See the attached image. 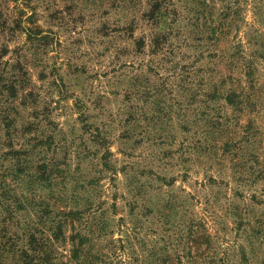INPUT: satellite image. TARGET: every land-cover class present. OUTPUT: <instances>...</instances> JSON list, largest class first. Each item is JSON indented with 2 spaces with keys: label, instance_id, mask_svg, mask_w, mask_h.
I'll return each instance as SVG.
<instances>
[{
  "label": "rangeland",
  "instance_id": "rangeland-1",
  "mask_svg": "<svg viewBox=\"0 0 264 264\" xmlns=\"http://www.w3.org/2000/svg\"><path fill=\"white\" fill-rule=\"evenodd\" d=\"M147 1L134 7L127 0H21L17 8L12 0H0V173L11 164L3 155L9 143L24 151L17 157L22 162L18 180L6 178L17 198L30 201L16 212L19 226L39 221L42 206L53 211L47 222L54 212L80 211L76 229L69 224L66 236L90 237L89 257L101 255L103 264H157L159 255L167 264H178V256L189 264V254L198 257V264H210V257L220 264L223 252L233 264H244L242 248L250 258L264 257V235L253 236L258 222L264 223V178L253 177L249 161L255 151L261 153L260 164L264 161V88L257 91V108L240 119L242 125L250 118L260 126L258 141L232 156L223 147L239 133L233 122L239 113L224 99H209L208 80L202 94L193 97V83L192 90H183L179 79L155 75L150 62L158 69V58L149 46L146 53L136 52L134 40L151 31L139 19ZM175 1L184 10L185 0ZM253 1L241 0L244 36L252 26L264 33ZM20 10L34 15L32 25L22 26L39 35L30 37L17 26ZM135 17L140 23L129 38L123 29ZM3 21L7 26L1 30ZM182 51L175 63L199 67L211 62L195 63L200 51L186 49L191 58ZM211 63L224 69L219 59ZM257 68L260 87L264 63ZM168 82L171 87L160 90ZM209 115L217 118L213 131ZM220 117L228 124L216 128ZM227 126L231 133H225ZM42 164L53 173L32 184ZM243 175L248 183L241 181ZM14 219L11 228L20 231ZM190 223L201 237H211V254L201 239L191 251L187 239L181 241ZM251 237L262 244L254 249ZM8 239L0 237V264L13 262L12 253L4 252ZM70 249L69 243L61 246V262L84 264L69 260Z\"/></svg>",
  "mask_w": 264,
  "mask_h": 264
},
{
  "label": "trees",
  "instance_id": "trees-1",
  "mask_svg": "<svg viewBox=\"0 0 264 264\" xmlns=\"http://www.w3.org/2000/svg\"><path fill=\"white\" fill-rule=\"evenodd\" d=\"M12 1L16 3L17 8H21V0ZM127 2L135 7L140 0H127ZM253 2L254 14L261 21H264V0H254ZM178 3L175 0L147 1V9L142 11L139 19L147 22L151 26V31L149 35L134 40L136 52L139 54L146 53L147 46H149V53L153 57L158 58V69L157 65L153 66L150 62L151 68L155 69L153 71L155 75L160 77L167 76L169 81L171 77L179 79L178 82L181 81L182 83L179 87H182L183 90H192L189 85L193 83L195 87L193 97H196L197 93L202 94L203 86L206 85L207 80L209 81V94H207L209 99L211 98L213 101L224 99L229 106L239 113L233 120L235 127H239V133H236V139H229V142L223 147L232 156H238V152L245 149L244 145L247 142L256 143L258 141L256 137L262 131L260 126L254 123L253 119L249 118L245 125L240 123V119L244 114H248L250 108H257V105L260 104L257 98V91L264 88V83L260 87L257 83V64L259 61L264 63V33H259V29L253 31L252 26L245 33V36L241 35L242 26L246 25V8L242 5L241 0H185L184 2L182 1L184 10H180L181 6ZM20 14L15 21L17 26L30 34V37L39 35L32 27L28 29V27L22 26L24 23L32 25L31 21L34 15L27 17L22 10H20ZM139 19L135 17L123 29L129 38H133L134 32L140 23ZM1 20L2 17H0ZM1 24V30L5 29L7 26L6 22L3 21ZM242 37H246L245 42L241 40ZM222 44H224V48L221 47ZM255 46L258 48L253 49ZM182 49L185 58H191L192 56L186 49L200 51V55L198 57L195 56V63L204 58L210 59L211 62L219 59L221 63L223 62L224 69L218 70L215 67L216 63L211 62L199 67H196L195 64L180 65V63H175L174 60L179 56L178 52H181ZM163 82H166V79H163ZM170 87L171 83L168 82L160 90L166 91ZM9 88L17 91L14 85H10ZM157 91L159 90L157 89ZM220 118L221 125L218 123L216 128L224 127L225 124H228V120L225 119V122H223L222 117ZM216 120L217 118L214 120L211 115L207 117V121L210 124L209 131H213V128H215ZM7 127H10V123ZM229 128L227 126L225 133H231L230 130L232 128ZM238 136H240L239 140ZM21 152L15 150L14 145L9 143V151H6L3 155L5 159L11 160V164L7 165L5 170L0 173V207L3 212V215H0L3 217L0 237H8L11 242L10 248L4 246V252L12 253V264H65L63 261L61 262V246L66 243L71 245L69 260H79L80 263L84 262V264H103L101 255H99L100 257L97 256V260L94 257H89L91 253H88V247L91 243L90 237H83L79 235V232L74 233L70 237L66 236L65 228L69 224H72V227L76 229L75 220L81 215L80 211L63 212L57 210L58 213L54 212L56 217L47 222L46 216L52 215L53 211L50 205L42 206V211H40L42 215L38 218L39 221L29 219L25 220L21 227L19 226L20 218L16 215V212L25 210L30 201L17 198L14 188L11 184H8L6 178L11 176L13 181L18 180L16 173L21 172L22 162L17 157ZM260 155V152L255 151L249 158L253 165L251 167L253 177L258 180L264 178V161L260 164ZM38 169L43 171L39 173L37 179H34L36 175L32 176L30 180L32 184L37 181L49 180L50 174L53 173V168L51 169L47 164L39 165ZM249 179L245 175L241 177V181L244 183H248ZM34 206L41 208L37 204H34ZM15 216L18 219L17 227L21 228L20 231L11 228L10 224L14 225ZM258 224H260L259 229L254 231V237H256V234L257 237H259L258 234L264 235V223L260 221ZM187 225L188 227L183 229L180 235L182 237L181 241L187 239L185 241L188 243L186 246L190 247L191 251L194 243L201 239V243H207L206 250L210 249L208 255L211 254V249L214 248L211 237L205 235L201 237L198 234V229H194L196 226L194 223ZM104 226L105 222H102L101 227L103 228ZM203 238H205V241H203ZM249 244L252 247L256 245L253 237L249 239ZM260 244L262 243L256 245L254 249L258 248ZM239 254L244 264H256V260H260L261 264H264V257L261 255L250 258L243 248ZM157 255L159 253H156ZM189 255L191 257L189 264H198V257ZM163 256L159 255L156 259L158 261L157 264H167V259ZM81 258L83 260L80 261ZM182 259L183 257L178 256V264H182ZM209 259L210 264L217 263L216 257H210ZM220 260V264H233L227 252H223Z\"/></svg>",
  "mask_w": 264,
  "mask_h": 264
}]
</instances>
